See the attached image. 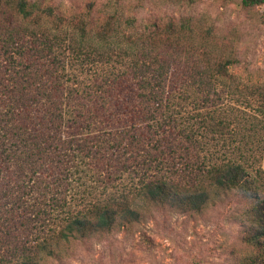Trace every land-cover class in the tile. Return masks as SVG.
<instances>
[{
	"label": "rangeland",
	"instance_id": "rangeland-1",
	"mask_svg": "<svg viewBox=\"0 0 264 264\" xmlns=\"http://www.w3.org/2000/svg\"><path fill=\"white\" fill-rule=\"evenodd\" d=\"M31 1H37L41 9L38 17L23 27L36 34L46 33L54 51L48 58H37L35 63L23 60L19 68L26 74L38 67L46 77L55 80L64 94L62 102L68 104L67 108L77 102L65 95L75 90L101 94L103 90L97 91L95 86L108 75L124 70L134 53L128 36L148 31L147 26L152 24L166 27L171 22L192 19L198 33L197 41L205 39L214 48L218 45L219 59L239 61L229 67L228 82L213 93L214 103L209 102L208 108L210 111L217 108L218 116L230 115L235 126L238 124L236 116L253 118L260 134L238 130L215 135L198 129L195 116L200 110L193 107V97L186 102L180 92L169 88L175 94L176 104L171 111L172 123H167V131H171L166 133L165 128L154 127L153 135L148 131L149 138L145 141L134 142L130 135L119 142H106L107 155L100 156L99 162L90 151L92 144L84 142L85 135H79L75 139L78 141L70 144L76 155L65 157L71 163V171L64 167V173H56L51 178L40 177L48 179L42 181V187H51V191L63 197L64 190L58 193L53 184L59 182L53 180L59 175L67 176L65 187L69 189L74 207L80 210L88 209L110 193L124 195L132 202V208L139 211L140 220L63 243L59 255L46 257L36 245L45 236L46 229L38 225V217H35L33 221H26L24 235L12 241L11 249L0 244V258L7 257L11 261L7 263L4 258L1 264L16 262L17 256L13 254L16 245L27 246L28 254L34 255L33 262L37 264H264V235L259 237L258 244L251 241L257 242L260 229L264 231V180L258 182L254 177L257 156L264 147V116L259 112L264 100V6L245 8L242 0ZM108 21L114 22L117 30L114 36L102 39L98 33ZM83 29H87V37H83ZM32 40L40 42L35 37ZM32 40L26 38L29 46ZM81 48L83 51L79 50ZM187 56L199 58L195 53ZM1 57L0 53V71L3 69L0 77L5 75L0 81L3 91L5 85H13L14 79L10 78L13 70L4 73ZM98 101L99 105H104L103 97ZM186 124L195 128L193 147L187 141L190 148L179 149L183 138L177 126ZM37 128L38 123L29 121L25 136L31 135V138ZM66 140L70 139L66 137ZM49 141L52 150L64 146L56 139ZM17 142V136L13 135L6 147H16ZM92 149L97 150L96 147ZM106 160H110L109 166ZM214 161L241 166L250 176L245 178L247 175L242 172L238 185L230 191L206 182L209 202L201 212H185L143 201L136 190L143 180L155 177L189 180L195 170ZM54 162V158L48 160L49 165ZM33 181L34 178L30 185ZM27 198L36 204L45 201L39 194Z\"/></svg>",
	"mask_w": 264,
	"mask_h": 264
},
{
	"label": "trees",
	"instance_id": "trees-1",
	"mask_svg": "<svg viewBox=\"0 0 264 264\" xmlns=\"http://www.w3.org/2000/svg\"><path fill=\"white\" fill-rule=\"evenodd\" d=\"M242 5L245 8L264 6V0H242ZM40 9L37 1L0 0L1 66L5 69L4 73L13 70L10 78L14 79L12 86L5 85L3 91L0 88V211H6L5 215L0 212L4 216L0 217V244L5 247L11 249L12 241L24 235L26 221H33L35 217H38V225L44 231L46 229L45 236L36 244L39 252H43L46 257L59 255V248L63 243L113 230L118 225L138 222L141 217L139 211L132 208V202L124 195L110 193L102 197L101 191V200L91 204L88 209L80 210L74 207L69 189L65 187V181L69 179L67 176L56 177L53 181L59 182L58 185L51 182L58 193L64 190L63 197L55 194L54 190L51 191V187H42V181L47 182L48 179L40 177L51 178L56 173H64V167L68 172L71 171V163L65 157L75 154V149L70 144L78 141L75 139L79 135H85L84 142L92 144L90 151H93L99 162L100 156L107 155L104 150L106 142H119L130 135L134 142L145 141L149 138L148 131L153 135L154 127L165 128L166 133L171 131H167V123H172L171 111L176 104L175 94L169 88L180 92L186 102L193 97V107L200 110L195 116L198 129L215 135L238 130L259 133L253 118L240 119L236 116L238 124L235 126V120L230 115L218 116L216 113H220L217 108L212 111L208 108L209 102L214 103L213 93H217V89L228 82L229 67L235 66L239 61L219 59L218 45L214 48L205 39L197 41L198 33L192 19L171 22L166 27L152 24L147 26L148 31L144 30L135 37L128 36L134 46V53L124 70L108 75L95 86L97 91L103 90L101 94L75 90L65 95L77 102L67 108L68 104L62 102L65 100L64 94L55 80L46 77L38 67L26 74L19 68V65H23V60L35 63L37 58H48L54 51L53 44L50 41L48 43L46 33L36 34L23 27L31 19L38 17ZM116 30L115 23L108 21L98 34L106 39L114 36ZM83 31V37H87V29ZM42 36L44 39H41ZM28 37L31 40L35 37L40 42L32 40V45L29 46L26 42ZM79 50L83 51V48ZM194 53L198 59L187 56ZM1 72L3 69L0 74ZM4 76L0 77V81ZM100 97H103L104 105H99ZM260 106L259 112L264 116V100ZM164 117H169L168 121ZM29 121L38 123L37 133H33L31 138V135L24 134ZM188 125L177 126L183 138L179 149L189 146L187 141L193 147L192 135L195 128ZM120 127L124 129L119 130ZM13 135L18 139L16 147H6V142ZM66 137L70 140L67 141ZM52 139L64 146L52 150L49 141ZM93 147L97 150L92 149ZM263 156L264 147L257 156V165L255 164L258 168L254 177L258 182L264 180ZM51 158L55 162L49 165L48 160ZM109 161L106 160L107 166ZM242 172L247 175L245 178H249L250 172L241 166L214 161L203 169L195 170L192 178L189 175V180L155 177L143 180L142 186L136 190L143 201L167 205L185 212H201L209 202L207 186H204L206 182L212 187L230 191L238 185ZM32 178L34 183L30 185ZM105 182L103 179V183ZM100 186L99 189L102 188ZM103 189L107 190V187ZM32 194H39L41 199L44 198L42 206V202L36 204L26 200ZM260 230L257 242L251 239L253 244H258L259 237L264 235V231ZM22 246L16 245L14 249L13 254L17 256L14 264H37L33 262L34 255L28 254L29 248ZM4 258H0V264ZM5 261L11 263L7 257Z\"/></svg>",
	"mask_w": 264,
	"mask_h": 264
},
{
	"label": "crops",
	"instance_id": "crops-1",
	"mask_svg": "<svg viewBox=\"0 0 264 264\" xmlns=\"http://www.w3.org/2000/svg\"><path fill=\"white\" fill-rule=\"evenodd\" d=\"M262 168L264 170V156H263Z\"/></svg>",
	"mask_w": 264,
	"mask_h": 264
}]
</instances>
